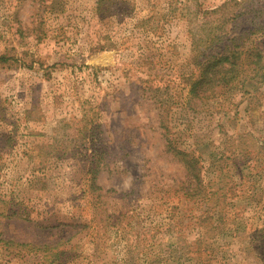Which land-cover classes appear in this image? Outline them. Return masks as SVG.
I'll return each instance as SVG.
<instances>
[{
    "label": "rangeland",
    "instance_id": "374dc122",
    "mask_svg": "<svg viewBox=\"0 0 264 264\" xmlns=\"http://www.w3.org/2000/svg\"><path fill=\"white\" fill-rule=\"evenodd\" d=\"M230 1L235 20L204 17ZM214 28H258L264 51V0H0V264H264V70L230 102L185 106ZM161 116L219 199L203 220L211 197L174 192Z\"/></svg>",
    "mask_w": 264,
    "mask_h": 264
},
{
    "label": "trees",
    "instance_id": "16d2710c",
    "mask_svg": "<svg viewBox=\"0 0 264 264\" xmlns=\"http://www.w3.org/2000/svg\"><path fill=\"white\" fill-rule=\"evenodd\" d=\"M101 1V0H100ZM229 3L233 4L232 7H229ZM229 3H224L216 10L205 11L204 17H214L218 15L219 22L224 26L227 22H231L236 19V13L233 10L239 5L234 1ZM231 8V9H230ZM260 29H251L247 30V33H240L236 36L227 35V33L219 34L220 30L214 28L210 32H216L215 35L209 34L210 40L209 45L207 43L203 45L204 49L200 46H194L192 51V56L189 59L191 67L194 69L191 74L189 81V91L185 99V106L193 111H200L198 108L208 101V99H215L218 103L230 102L228 96L225 98L222 97V93L229 94L228 92L237 93H247L245 88L254 84V80L259 76V72L264 70V51L250 45V37L257 33ZM219 31V32H218ZM216 52L212 53V49L207 51L211 46H216ZM224 100V101H223ZM166 118L164 116L160 117V127L162 128V137L165 141L166 149L172 154L177 161L181 163L185 171V178L182 181L180 187L175 190L176 194H181L192 202L205 203L206 197H211L206 201L211 200V205L206 208V210L201 213L203 220L205 217H208L212 210L218 208L219 199L215 198L216 193H206L208 185L206 184L205 178L204 181L201 179V158L195 155L193 152L187 151L188 149L182 148L181 146H176V144L167 139L166 135L169 133V128L165 123ZM85 122L83 119L80 120V123ZM63 122H59V125H62ZM58 125V126H59ZM83 127V126H82ZM58 128V127H57ZM100 133V132H99ZM100 140L98 134H94V137L91 141L97 142ZM37 149V150H35ZM43 149V148H42ZM31 151L32 162L38 169H43L46 153L42 150H39L38 147H33ZM37 151V153H34ZM105 156L106 154L103 150L92 146V154ZM37 154V155H36ZM34 155V156H33ZM220 156L224 157L226 160L234 161V158H231L229 154H224L223 151L220 152ZM245 156H242V162L245 161ZM99 162V159L97 160ZM95 160L90 161L91 168H96L97 164ZM237 162H232L233 167L236 166ZM192 179L195 182V185L189 182ZM129 194H126L127 196ZM97 196L96 198H99ZM215 198V199H213ZM5 207L7 205H4ZM222 210H218L214 213L218 219H220V213ZM8 214L14 213V211L7 212ZM25 218L21 217L23 220L31 221L28 219L25 213H22ZM213 214V213H211ZM109 217V216H108ZM194 220L197 222L195 216H187L183 219L182 223L186 224L187 221ZM47 229V227L41 228V230ZM164 233V231L162 232ZM27 245V244H26Z\"/></svg>",
    "mask_w": 264,
    "mask_h": 264
}]
</instances>
